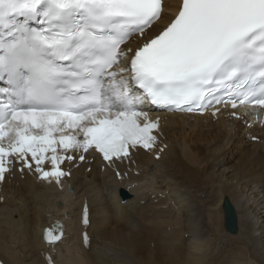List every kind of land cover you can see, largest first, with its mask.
<instances>
[{
	"label": "snow or ice",
	"instance_id": "snow-or-ice-1",
	"mask_svg": "<svg viewBox=\"0 0 264 264\" xmlns=\"http://www.w3.org/2000/svg\"><path fill=\"white\" fill-rule=\"evenodd\" d=\"M147 105L264 108V0H0V181L16 162L61 183L70 152L152 149Z\"/></svg>",
	"mask_w": 264,
	"mask_h": 264
},
{
	"label": "bare ground",
	"instance_id": "bare-ground-1",
	"mask_svg": "<svg viewBox=\"0 0 264 264\" xmlns=\"http://www.w3.org/2000/svg\"><path fill=\"white\" fill-rule=\"evenodd\" d=\"M251 111L236 112L240 120L158 113L160 159L137 151L108 164L88 154L79 163L70 153L77 157L65 166L74 193L37 182L33 170L13 169L0 181L1 256L9 264H44L42 230L67 213L58 264H264V125ZM224 198L237 217L234 235L224 228ZM84 200L89 249L80 236Z\"/></svg>",
	"mask_w": 264,
	"mask_h": 264
},
{
	"label": "water",
	"instance_id": "water-1",
	"mask_svg": "<svg viewBox=\"0 0 264 264\" xmlns=\"http://www.w3.org/2000/svg\"><path fill=\"white\" fill-rule=\"evenodd\" d=\"M223 211H224V226L225 230L231 234H236L237 232V217L234 213V208L227 198L223 201Z\"/></svg>",
	"mask_w": 264,
	"mask_h": 264
},
{
	"label": "rangeland",
	"instance_id": "rangeland-1",
	"mask_svg": "<svg viewBox=\"0 0 264 264\" xmlns=\"http://www.w3.org/2000/svg\"><path fill=\"white\" fill-rule=\"evenodd\" d=\"M258 140H259V139H258ZM251 142H252V143H258L259 141L254 140V138H252V139H251ZM263 164H264V162H263ZM223 222H224V221H223Z\"/></svg>",
	"mask_w": 264,
	"mask_h": 264
}]
</instances>
